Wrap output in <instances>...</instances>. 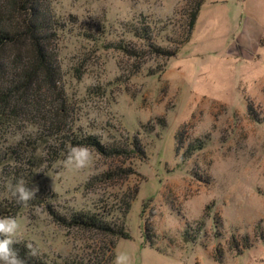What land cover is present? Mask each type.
Returning a JSON list of instances; mask_svg holds the SVG:
<instances>
[{
  "label": "rangeland",
  "instance_id": "1",
  "mask_svg": "<svg viewBox=\"0 0 264 264\" xmlns=\"http://www.w3.org/2000/svg\"><path fill=\"white\" fill-rule=\"evenodd\" d=\"M199 1L47 0L63 27L68 125L106 152L90 147L91 166L74 170L69 144L48 140L64 147L57 160L34 144L36 116L0 130L3 149L26 154L0 164V207L45 264H114L121 252L131 264H264V0H206L169 60L140 38L173 49ZM19 179L39 187L26 205L7 187ZM48 206L102 214L127 239L59 225Z\"/></svg>",
  "mask_w": 264,
  "mask_h": 264
},
{
  "label": "trees",
  "instance_id": "2",
  "mask_svg": "<svg viewBox=\"0 0 264 264\" xmlns=\"http://www.w3.org/2000/svg\"><path fill=\"white\" fill-rule=\"evenodd\" d=\"M204 1L200 0L188 15L183 39L173 49L154 45L149 38V31H145L142 37H137L143 38L147 49L155 57L164 60L175 57L180 47L189 41ZM62 28L49 11L47 0H0V130L7 124L22 122L30 116H36L38 118L36 122L27 121L40 131L34 144L36 141L46 140L44 142L48 144L46 145L48 155L53 160L59 158L64 147L61 143L58 145L48 143L50 139L65 142L70 147L88 145L103 153L106 152L93 136L75 131L68 125L70 113L66 106L57 62L56 42ZM117 50L131 58L136 56L125 46L117 47ZM249 112H252V107H249ZM162 122L165 127V122L163 120ZM57 137L61 139L58 140ZM34 144L31 145L34 147ZM14 146L10 145L3 149L0 143V164H22L26 154L21 152L19 147L16 148L18 145ZM193 147L194 145H189L187 150L195 152L197 148ZM30 158H27L28 163ZM48 207L47 212L59 225L127 239L126 235L118 227L113 228L102 214L71 213L66 218ZM14 214L15 210L13 212L11 207H0V217ZM114 246L115 244L113 249ZM13 247L27 264H45L35 254L32 255L33 250H29L26 245L16 242ZM113 259L114 255H111L106 262L111 263Z\"/></svg>",
  "mask_w": 264,
  "mask_h": 264
},
{
  "label": "clouds",
  "instance_id": "3",
  "mask_svg": "<svg viewBox=\"0 0 264 264\" xmlns=\"http://www.w3.org/2000/svg\"><path fill=\"white\" fill-rule=\"evenodd\" d=\"M93 160V152L88 145L71 146L66 155L64 164L74 170L89 168ZM8 190L19 204L26 205L29 201L36 198L39 192L37 185L31 187L23 179L16 183L8 182ZM19 223L15 217H0V264H27V261L19 255L13 247L16 243L15 237L19 230ZM31 250V245L26 246ZM32 255L35 253L32 252ZM114 264H131L130 257L125 253H118Z\"/></svg>",
  "mask_w": 264,
  "mask_h": 264
},
{
  "label": "crops",
  "instance_id": "4",
  "mask_svg": "<svg viewBox=\"0 0 264 264\" xmlns=\"http://www.w3.org/2000/svg\"><path fill=\"white\" fill-rule=\"evenodd\" d=\"M205 1H206V0H205ZM205 1H204V3H205ZM201 7H202V6H201ZM247 10H250V9H247ZM243 11H244V13H246V14H248V15L251 13V12L249 13V12L245 11L244 8H243Z\"/></svg>",
  "mask_w": 264,
  "mask_h": 264
}]
</instances>
